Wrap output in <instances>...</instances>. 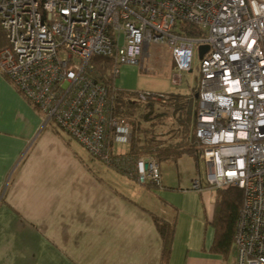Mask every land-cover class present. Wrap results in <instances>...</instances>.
Returning a JSON list of instances; mask_svg holds the SVG:
<instances>
[{
  "label": "built area",
  "instance_id": "1",
  "mask_svg": "<svg viewBox=\"0 0 264 264\" xmlns=\"http://www.w3.org/2000/svg\"><path fill=\"white\" fill-rule=\"evenodd\" d=\"M0 29L7 42L0 73L47 122L93 159L156 188L158 160L119 148L131 145L129 104L165 103L170 95L121 92L111 83L119 65H141L150 46L167 44L172 83L180 86L208 47L197 67L189 139L200 149L206 184L199 175L192 191L210 190L212 199L219 190L242 191L235 264H264V0H0ZM97 57L112 62L104 74Z\"/></svg>",
  "mask_w": 264,
  "mask_h": 264
},
{
  "label": "crops",
  "instance_id": "2",
  "mask_svg": "<svg viewBox=\"0 0 264 264\" xmlns=\"http://www.w3.org/2000/svg\"><path fill=\"white\" fill-rule=\"evenodd\" d=\"M6 45L0 29V50ZM159 163L162 188L107 167L0 73V264H162L154 216L176 220L168 264H235V252L225 260L211 251V191H192L193 213L175 201L183 171L192 180L199 162L184 155Z\"/></svg>",
  "mask_w": 264,
  "mask_h": 264
},
{
  "label": "rangeland",
  "instance_id": "3",
  "mask_svg": "<svg viewBox=\"0 0 264 264\" xmlns=\"http://www.w3.org/2000/svg\"><path fill=\"white\" fill-rule=\"evenodd\" d=\"M144 55L145 60L141 65H119V76L114 82L115 84L113 82L111 84L116 86L121 92H164L169 94L170 98L168 97L165 103L139 104L135 102L129 104V109L127 108L128 111L125 113L126 117H124L128 119L132 126L133 134L131 145L126 148L131 150L133 141L134 143L136 142L137 149L140 151H144L146 147V149L152 150L157 147L166 148L175 146L191 137V127L193 124L190 125L189 131L185 129V125L194 121V103L192 101L193 99L196 100L194 94L198 86L197 67L200 62L199 56L197 53L195 54L194 71L192 73H184L181 85L174 86L172 76L176 70L172 62V51L169 46L167 44L152 45ZM103 65L105 66L104 63ZM189 118H191L190 121ZM71 140L80 148V145L76 141L72 138ZM86 154L88 153L86 152ZM146 156L152 155H144L142 157ZM199 160L197 157L196 161L199 162ZM183 172L185 173L183 177L184 182L182 183V187H180L181 189L176 193L175 201L186 209L184 212L193 213L197 207L195 206L193 195V192L196 191L192 192V181L201 175L203 184H206L205 165L203 161L194 165V177L192 180H188L186 170ZM189 191L192 193L188 194ZM208 195L207 197L209 198L210 195ZM217 195L211 200L213 201L211 203L214 205L217 200ZM207 206L209 210L212 208L210 202L207 203Z\"/></svg>",
  "mask_w": 264,
  "mask_h": 264
},
{
  "label": "trees",
  "instance_id": "4",
  "mask_svg": "<svg viewBox=\"0 0 264 264\" xmlns=\"http://www.w3.org/2000/svg\"><path fill=\"white\" fill-rule=\"evenodd\" d=\"M2 31V30H1ZM3 32V31H2ZM4 33V32H3ZM190 36L196 37L200 34L198 32H189ZM5 35V34H4ZM6 39V38H5ZM94 63L99 68L101 73L104 74L106 70V65L112 67V62L110 59L97 57L94 59ZM105 64V66L103 65ZM196 96V92L194 94ZM194 103V120L196 115V101L193 99ZM191 114V112H190ZM191 118H189V121ZM192 125L191 135L192 140L194 139V121L189 122L185 125L187 131L190 130V125ZM192 140L189 138L181 141L175 146H170L166 148H155V149H146L140 151L137 149L136 142L132 144L130 155L134 157H142L144 155H152L157 158L159 162L165 161H178L182 156L187 155L193 158H197L200 152V149L197 145L192 144ZM146 149V150H145ZM143 150V149H142ZM153 186V185H152ZM154 187V186H153ZM171 190V189H168ZM243 203V193L238 188H230L227 191H219L217 195V200L214 205V214L212 225L215 229V240L211 251L215 254L222 255L225 260H228L232 253L234 252V234L235 227L237 223L238 214ZM154 221L157 225V228L163 239L164 247L162 254V264H168L169 258L172 253V246L174 235L176 231V220L172 223L166 222L165 220L154 216Z\"/></svg>",
  "mask_w": 264,
  "mask_h": 264
},
{
  "label": "water",
  "instance_id": "5",
  "mask_svg": "<svg viewBox=\"0 0 264 264\" xmlns=\"http://www.w3.org/2000/svg\"><path fill=\"white\" fill-rule=\"evenodd\" d=\"M208 50V47H201L199 51V58L202 59L206 51Z\"/></svg>",
  "mask_w": 264,
  "mask_h": 264
}]
</instances>
